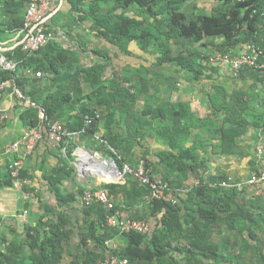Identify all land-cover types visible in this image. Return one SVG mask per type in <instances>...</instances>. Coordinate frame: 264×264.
Returning <instances> with one entry per match:
<instances>
[{
    "label": "trees",
    "instance_id": "1",
    "mask_svg": "<svg viewBox=\"0 0 264 264\" xmlns=\"http://www.w3.org/2000/svg\"><path fill=\"white\" fill-rule=\"evenodd\" d=\"M32 1L0 0L1 43L25 27V17ZM51 1L54 10L57 9V0ZM93 1L65 0L70 6L68 12L58 10L48 20L47 27L56 33L67 28L72 38L74 25L79 26L82 21L89 20L99 38L128 55L132 43L146 52L158 40L154 32L146 28L149 22L164 37L167 47L173 44L187 46V49L176 54L170 50L171 46L169 50L163 49L153 69H134L132 80L135 83L127 87L124 81L117 80L116 75L112 79L105 78L107 64L98 63L87 68L82 63L81 47L89 45L82 36H79L80 46L76 49L65 48L61 41L54 40L29 55L23 51L22 45H18L4 52L19 64L16 71L0 69V104L13 93L15 83L46 111V119L42 120L35 108H25L24 100L13 95L14 112L19 113L26 130L38 128L46 137L49 125L54 122H60L70 131L85 127L82 144L101 150L104 155L114 156L121 167L124 163L137 167L141 159L134 164L129 160L153 132L168 134V149L161 154L160 164L164 169L160 170V180L150 170V161L146 157L148 152L144 158L153 180L167 184L168 192L177 198V202L150 198V188L130 175L123 184L102 183L101 186L110 191L115 207L109 210L102 203L83 207V225L79 226L78 232L80 245L87 249L82 259L71 256L67 261V253L71 255L67 252L68 243L75 232L71 204L77 201L85 188L78 185L77 192H73L64 187L63 179L66 180L75 170L69 162L79 143L73 140L61 142L58 145L60 149L65 148L67 160L62 155L55 166H48L47 161L40 166L56 205L45 203L42 213L37 215L36 224H26L23 235L11 237L0 230V264H103L109 254L127 258L128 264H264V239L258 236L261 219L254 209L261 196L254 197L253 202L249 200L246 188L240 190L237 186L222 185L228 176H204L205 162L196 160V148L181 150L177 142V138L184 137L190 127L197 126L220 135L223 155L244 156L249 145L247 140H257L260 132L264 133L261 74L254 69L259 76L260 90L257 93L254 89L230 90L222 83L214 84V93L208 98L211 113L197 122L193 121L187 102L173 103L170 100L171 94L178 89V76L186 75L192 83L202 81L205 75H213V64L202 53V47L212 44L218 48L217 52L231 54L247 52L250 46L264 51V0H214L211 13L198 16L194 10L199 0ZM132 6L135 7V15L129 14ZM74 12H78V16ZM97 53L107 55L101 51ZM260 61L264 62V56ZM165 63L171 65L168 75L163 73L164 68L168 69L164 67ZM38 71L45 75L37 77ZM141 71L146 75L151 72L152 76L145 80ZM151 89L152 95L149 93ZM138 93L149 94L143 108L138 106ZM96 112L101 117L90 126L86 125L87 117ZM11 117L12 110H9L8 118L4 122L0 120V129L10 124ZM155 123L163 125L154 127ZM101 130L105 132L103 138L116 153L106 144L97 146L94 134ZM42 144L48 146L50 142L46 139L40 141L36 150ZM176 150H179L178 154ZM9 164L6 161L5 167L0 168V190L15 187ZM67 165L69 170L64 174V166ZM259 168L258 162L253 161L251 172ZM58 175H64L63 179L56 180ZM21 177L34 180L28 166L21 171ZM191 177L196 180L187 185L186 181ZM73 182L78 184L76 177ZM32 185H23L30 195L36 190ZM33 196L40 198L42 195L35 191ZM152 201L160 204L157 206L162 216L155 226L151 222L149 233L122 234L108 226L107 216L121 209L129 212L132 218L145 219L139 216L140 210L132 213L130 209L136 203L143 205L146 202V206L151 207ZM2 223L0 216V225ZM217 228L220 232L222 229L237 232L242 241L241 246L239 243L234 246L239 247L238 252L229 253L227 244L213 240ZM117 239L121 240V245L107 244V241ZM89 240L93 241V248L87 246Z\"/></svg>",
    "mask_w": 264,
    "mask_h": 264
},
{
    "label": "crops",
    "instance_id": "2",
    "mask_svg": "<svg viewBox=\"0 0 264 264\" xmlns=\"http://www.w3.org/2000/svg\"><path fill=\"white\" fill-rule=\"evenodd\" d=\"M64 5V3L62 4ZM67 5V3H66ZM52 18V17H51ZM50 18V19H51ZM16 36H14V39ZM63 38V36L60 37V41ZM11 40L6 41L5 43H1L0 45L4 48L11 49L12 47H9L12 43H10ZM64 43V42H63ZM7 44V45H6ZM6 45V46H5ZM64 46V45H63ZM65 47V46H64ZM66 48V47H65ZM76 49V48H75ZM6 50V51H7ZM1 52H5L0 50ZM83 63V62H82ZM217 71V74H216ZM258 73L254 69H245L241 72L239 75H234L232 72V69L230 65L220 64L215 66V73H213L212 76H203L202 81L200 82H192L189 83L187 80L186 75H180L177 79V86L178 89L174 91L171 96L170 100L173 103L178 102H187L189 107L190 115L194 122H197L199 118H203L211 113V110L209 108V95L214 93L213 85L217 83H222L226 85L230 90L234 88H241V89H254L255 92H259L260 90V84H259V78ZM149 93L153 94L152 89L149 91ZM164 94V92H162ZM14 104V96L13 94H8L1 102L0 104V113L6 112L8 113L9 110H12V117L11 122L8 124L5 128L0 129V132L2 131V136L8 137L9 139L13 136L19 133V135L15 138L13 136L12 141L4 145L6 142H2L3 149H1V159H6L5 161L11 162L12 157L9 156L6 153V149L9 144H11L14 140L18 139L22 136L27 130L22 126L19 113L14 112L13 108ZM163 125L157 124L156 127ZM193 125V124H192ZM154 126V127H155ZM38 129V128H36ZM187 134H183V136H179L177 138V142L179 143L180 149H186V148H196L195 149V156L196 160L199 162H205L204 167L205 170L202 174L204 176H208L209 174L213 176L219 175L220 177L225 176H234L236 181H243L247 179L251 173V167L252 162L256 161L258 162V165L264 166V159L262 161V164H260L259 159L256 154V146L257 144L262 141L264 142V133L260 132V138L257 140H251L248 139V147L245 150V155H223L221 153L220 148V135L214 134L209 130H202L197 126L190 127L189 130H187ZM104 130L100 131V134L103 137ZM183 138V139H182ZM148 139L155 141H158L159 145L161 146V150L164 149L165 151L168 149V134H156V132H153V134L148 137ZM5 142V143H4ZM146 144V142H145ZM144 144V145H145ZM183 145V146H182ZM85 149L88 148L85 144H83ZM58 147V144H49L48 146L39 145L38 149L28 156L25 160L24 167H29L30 174L33 175V181L26 180L27 183L24 185H32L36 188V192L41 193L40 198H35L33 194L35 195V191H32L33 194L30 195L28 199L24 197L25 194H28L24 188L23 185H20V191H14L13 188H8L10 191V199L13 200L8 203H1L3 204L0 208V216L3 218V223L0 225L3 229L7 230V232H4L8 236H17V235H23L24 234V226L26 224H32L35 225L38 214L42 213L41 209L45 203L51 204L53 206L56 205V201L54 199V195L52 193V189L50 188V184L44 179V170L40 169V166L42 165L43 161H47L48 166H55V164L58 163L59 158L61 157V153H57L56 148ZM96 151V150H95ZM103 151V148H102ZM179 150H176V152ZM97 152H99L97 150ZM102 153V152H100ZM178 154V152H177ZM4 157V158H3ZM193 158H191L192 160ZM3 160V162H5ZM164 167V166H163ZM162 167V170L164 169ZM86 170H83V174ZM88 172V171H86ZM90 173V172H89ZM92 174V173H91ZM93 175V174H92ZM94 176V175H93ZM56 180L60 179V175L55 177ZM63 179V178H62ZM67 180V179H66ZM66 180L63 179V185L64 187H68ZM196 179L190 178L186 181V184H192ZM78 182V181H77ZM80 182V181H79ZM85 182V181H84ZM225 180H223L221 183H224ZM74 183V182H73ZM99 183V180L96 181V183L89 180L88 182H85L81 186L86 189L87 186H91L95 188L97 184ZM17 184L15 183V187ZM69 191H71L70 187ZM15 192V193H13ZM264 192V185L259 188H246L247 196L250 197H258L263 195ZM22 196L25 198V201L18 200V196ZM81 194L78 196L77 201L75 203H72V210H70L72 223L75 226V232L73 236L71 237V240L68 243L67 252H71V255L67 253V261H70L71 256L78 257L79 259H82L84 257V252L86 251L87 247L84 245H80L81 243V236L79 235L78 229L79 226L83 225V206L80 204V198ZM3 199L2 195H0V200ZM141 205L135 204L134 207L130 209L132 213H136ZM66 209V208H65ZM2 211V212H1ZM138 213V212H137ZM15 231V232H14ZM111 241V240H110ZM108 242V241H107ZM119 243L122 244L121 240H114L111 241L110 246L117 245ZM88 247L93 248L94 243L92 240H89ZM108 258V257H107ZM106 258V259H107ZM105 259V260H106ZM104 260V262H105ZM103 262V264H104Z\"/></svg>",
    "mask_w": 264,
    "mask_h": 264
},
{
    "label": "built area",
    "instance_id": "3",
    "mask_svg": "<svg viewBox=\"0 0 264 264\" xmlns=\"http://www.w3.org/2000/svg\"><path fill=\"white\" fill-rule=\"evenodd\" d=\"M54 11L55 10L53 9L51 0H33L28 7L25 17V27L16 35V38L14 39L15 44L11 47L14 48L18 45H22L23 51L31 55L39 51L50 41H60L59 39L62 36L60 31L56 33L47 27V22L52 17ZM261 56H264V51L262 49L256 46H250L249 51L241 54L222 53L221 51L214 53L209 56L208 62L213 65H230L234 75H239L245 69H255L261 74V84L264 87V62L260 61ZM18 64V61L6 56L4 52H2L0 56V69L16 71ZM43 75L45 74H43L42 71H38L36 73L37 77H42ZM13 89L12 94L18 99L24 100L25 108H35L38 111L40 119H46V111L43 107L33 101L30 97L26 96L15 83L13 85ZM0 115L1 122H4L8 118V113L6 112L0 113ZM100 117L101 114L99 112H96L93 116H88L86 119V125L90 126L94 120L99 119ZM85 132V127L78 131H70L60 122H54L49 125L46 137H44L43 133L39 129L33 128L27 130L21 137L9 144L6 149V153L12 157L9 168L12 172L14 182L17 185H24V183H27V181L21 177V171L23 170L26 158L35 152L40 141L46 139L50 142V144H60L61 142H67L69 140L77 142L81 139V136ZM94 137L98 141L97 146L106 144L113 153H116V150L108 144L100 132H96ZM256 154L260 161L259 163L262 164L264 159V142L260 141L257 144ZM91 157L94 159H88L89 167L84 170L92 173L101 182L97 184L96 188L91 186L86 187L79 198L81 206L88 207L94 203H102L107 209L112 210L115 207V203L111 199L110 191L101 186L102 182L125 183L129 175L136 178L142 185H146L150 188L151 198L164 201L172 200L174 203L177 202V198L168 192L170 188L167 184L155 179L153 180L150 175V171L146 168L144 160H140L137 167H133L129 163H124L121 167L112 155H104L96 150L93 152ZM78 161L80 162L81 172L83 170L81 167L83 162L81 156ZM258 167H260L259 170L252 171L247 179L237 183L225 181L222 185L237 186L240 190L247 187L259 188L264 185V166L258 165ZM108 175L115 178L106 180L105 177ZM185 190L186 189L183 191L180 190V192H184ZM24 197L28 199L30 194H25ZM107 224L109 227L118 229L122 234L130 232L147 234L150 232L152 227L149 220L126 217L122 214L121 210H116L115 212L109 214L107 216ZM110 242L111 241H108L107 244H110ZM128 263L129 260L127 258H119L114 254H109L108 258L104 262V264Z\"/></svg>",
    "mask_w": 264,
    "mask_h": 264
},
{
    "label": "rangeland",
    "instance_id": "4",
    "mask_svg": "<svg viewBox=\"0 0 264 264\" xmlns=\"http://www.w3.org/2000/svg\"><path fill=\"white\" fill-rule=\"evenodd\" d=\"M95 2H96V0L93 1V3H95ZM55 3L60 4V0H57V2H55ZM63 3H64V5H62L60 7V10H62L64 12H68V10L70 9V6L68 4L66 5L65 0L63 1ZM214 5H215L214 0H199L197 2V8L194 10L195 15L198 16V15H202V14H210ZM53 9H54V7H53ZM74 13L76 16H78V12H74ZM129 14L135 15V7L134 6L131 7V12H129ZM146 28L152 30L154 32V35H156V37H158V40H155V42L149 47V50L146 52H142L141 50H139L136 47V45L134 43H132L130 45V51L131 52L128 55L124 54L118 47L107 43L102 38H99L98 35L92 30V23L89 20L82 21V23H80L79 26L74 25V27H73L74 31L71 33V35L73 36L72 38L70 37L69 30L67 28L60 30V33L63 36V38L61 39V43L66 48L75 49L78 45L80 46L79 36H82L83 39H85L86 41L89 42L88 46L83 45L81 47V49L83 51V53L81 55L83 64L87 68H92L95 64H98V63L107 64L108 66H107V69L105 72V78L112 79L116 75L118 77L117 80L120 82L124 81L128 87L131 83H135L134 79L132 80V73H133L134 69H135V71L137 69L141 70L142 67H149L150 69H153L154 62L156 61L158 55L163 51V49L169 50V47L171 46L170 50H172L173 54L181 52L184 49H187V46H183V45L174 46L173 44H171V45L169 44L167 47L164 44L165 43L164 37L159 35L157 30L149 22L146 23ZM11 38H13V39H12V41H10V43L14 42V36ZM216 42L217 41H215V43ZM161 43H163V44H161ZM202 49H201L202 53H204V55L206 57H209L210 55L217 53V51H219L218 48H216L212 44H208V46L202 47ZM97 51L105 52V53H107V55L106 56L99 55L97 53ZM164 65H165L164 67H168V69L164 68L163 73L165 75H168L169 68L171 67V65L169 63H165ZM212 66L214 67V73H215V65H212ZM149 73L151 75V72H149ZM140 74H141L142 78L146 77L145 80L149 79V77H150V75H146V73H144V71H141ZM216 74H217V71H216ZM148 95L149 94H144V93L139 94L138 93V106H139V108H143L145 106ZM151 95H152V93H151ZM155 125H157V124L155 123ZM1 133H2V131L0 132V152H1V149H3L1 141H5L6 143L4 142L5 143L4 145H6L10 141H12L13 136H15V138H16L19 135V133H17L16 135H13L9 139L8 137L2 136ZM77 142L79 143V146L74 150V152H72L73 159H71L69 162L70 167L73 166L75 168V170H74V172H72L71 176L68 177L66 180L67 186L70 187L71 191H73V192H77V186L79 185V187H80L81 182H82V184H84L85 182H88L89 180H91L92 182L96 183V181L99 180L96 176H93L89 172L85 171L84 174L81 173L80 172V162L78 161L79 157H80L79 156L80 154L78 151H80L81 149L83 151H85V153L88 152L90 155H92L93 152L97 149H94V148L85 149L83 144H82L83 143L82 139H80ZM59 146L60 145H58V147H55L57 153H61L60 155L61 156L63 155V157L67 160V154H66L65 148L60 149ZM98 151L101 152V150H98ZM164 151H165L164 149L161 150V146L159 145L158 141L154 142L153 140L147 138L146 144L134 152V156L132 157L131 160H129V162L134 164L136 162V160L141 159V160H144L146 163L144 156L148 152V155L146 157L150 161V165H149L150 170L153 171L155 178L160 180L161 176H162V172L160 170L163 167V165L160 164V161H161V154ZM2 154H3V152H2ZM2 154L0 153V168L1 169L4 168L5 164H6V161H5L6 159H1ZM93 159L94 158L91 157V160H93ZM3 160L5 162H3ZM155 165H156V167H154ZM64 167H65L64 168V174H67L69 167H68V165L64 166ZM63 176L64 175H61L60 178L62 179ZM74 177H76V180L78 181L77 185L73 183ZM223 180L229 181L230 183L239 182V181H236V179L232 175L224 178ZM99 182H101V181L99 180ZM18 186H20V185H17L16 187L13 188L14 191H18L20 189V187H18ZM243 190H245V188ZM10 191H13V190H10ZM10 191L8 188H5V189L3 188L2 190H0V195H2V197H3V199L0 200L1 203L6 204L8 202L13 201L10 199V195L7 194ZM13 193H15V192H13ZM122 196H123V194L121 195V197ZM150 198H148V199L150 200ZM23 199L25 201V198H23L21 195L18 196V200L23 201ZM253 199H254V197L250 195L249 200H253ZM253 202H255V200H253ZM146 203L139 207V209H138V211L140 210L139 216L145 217V219L152 222L153 225L155 226L156 222L162 216V213L160 212L159 207L157 206V205L160 206V204L159 203L156 204L152 201V203H151L152 205L149 204L151 207H148V205L146 206ZM2 205L3 204L0 205V208ZM254 209L261 219V223L259 224V227H258V231H259L258 236H259V238L264 239V192H263V195H261L260 200L256 204H254ZM121 211H122V214L124 216L131 217V214L129 212H126L125 210H122V209H121ZM218 229L219 228H217V231H215L213 234V237H212L213 240L223 241L225 244H227L228 245L227 251L229 253H232L234 251L238 252L239 247L238 246L234 247V246H236L235 245L236 243L237 244L239 243V246H241L242 241H241L240 237L238 236L237 232H230V231L224 230V229H222L220 232V230H218ZM0 230L3 231V233L7 232V230L6 229L4 230L2 226L0 227Z\"/></svg>",
    "mask_w": 264,
    "mask_h": 264
},
{
    "label": "bare ground",
    "instance_id": "5",
    "mask_svg": "<svg viewBox=\"0 0 264 264\" xmlns=\"http://www.w3.org/2000/svg\"><path fill=\"white\" fill-rule=\"evenodd\" d=\"M80 156L82 157V164H81V167L82 169H86L87 167H89V163H88V159L91 158V155L88 154V153H85V151H83L82 149L80 151H78ZM115 177H110L109 175L107 177H105L106 180H111V179H114Z\"/></svg>",
    "mask_w": 264,
    "mask_h": 264
},
{
    "label": "water",
    "instance_id": "6",
    "mask_svg": "<svg viewBox=\"0 0 264 264\" xmlns=\"http://www.w3.org/2000/svg\"><path fill=\"white\" fill-rule=\"evenodd\" d=\"M63 1H64V0H60V4H59L58 8L55 9V11L53 12V15L56 14V12H57L58 10H60V7L62 6ZM53 15H52V16H53ZM0 50H2V51H6L7 48H4V47H2V46L0 45ZM1 54H2V52L0 51V56H1Z\"/></svg>",
    "mask_w": 264,
    "mask_h": 264
}]
</instances>
